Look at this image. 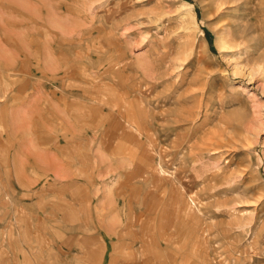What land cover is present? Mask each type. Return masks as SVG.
Masks as SVG:
<instances>
[{"label":"rangeland","instance_id":"374dc122","mask_svg":"<svg viewBox=\"0 0 264 264\" xmlns=\"http://www.w3.org/2000/svg\"><path fill=\"white\" fill-rule=\"evenodd\" d=\"M0 264H264V0H0Z\"/></svg>","mask_w":264,"mask_h":264}]
</instances>
